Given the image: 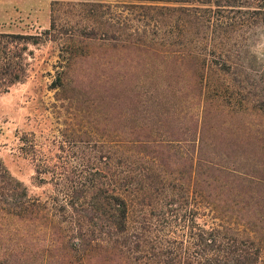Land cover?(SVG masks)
<instances>
[{"label":"trees","instance_id":"obj_1","mask_svg":"<svg viewBox=\"0 0 264 264\" xmlns=\"http://www.w3.org/2000/svg\"><path fill=\"white\" fill-rule=\"evenodd\" d=\"M263 37L264 0H53L0 33V91L59 41L74 109L48 150L21 137L46 198L0 158V264H264Z\"/></svg>","mask_w":264,"mask_h":264},{"label":"rangeland","instance_id":"obj_2","mask_svg":"<svg viewBox=\"0 0 264 264\" xmlns=\"http://www.w3.org/2000/svg\"><path fill=\"white\" fill-rule=\"evenodd\" d=\"M52 2L53 0H0V33L30 35L49 29ZM60 48L61 43L53 40L38 45L31 44L29 49L32 53L27 58V78L13 85L7 92L0 91V158L10 172L28 186L31 195L43 198L52 191V186L37 181L34 161L31 154L22 149L21 137L27 134L30 139L35 138L39 149L48 150L53 147L55 139H61L59 129L67 127L63 122L72 117L66 110L74 113V109L70 107V99L63 101L66 110H63L61 119L54 112L58 89L52 84L59 70ZM257 49L264 64V37ZM72 94L74 91H69L65 96L70 97ZM248 118L255 124V130L264 132V119L253 115ZM81 120L83 117L79 116L77 121L83 122ZM97 121L102 124L99 117ZM234 122L242 127V131L245 130L244 120L239 118ZM101 128L105 132L115 129L107 124ZM205 220L212 223V215L206 216Z\"/></svg>","mask_w":264,"mask_h":264}]
</instances>
